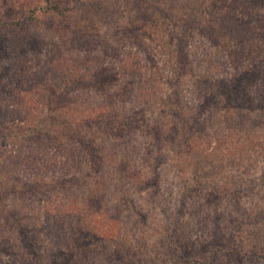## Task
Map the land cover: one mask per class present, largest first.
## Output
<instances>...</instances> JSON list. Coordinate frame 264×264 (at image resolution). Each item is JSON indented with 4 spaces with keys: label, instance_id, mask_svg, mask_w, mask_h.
Wrapping results in <instances>:
<instances>
[{
    "label": "trees",
    "instance_id": "16d2710c",
    "mask_svg": "<svg viewBox=\"0 0 264 264\" xmlns=\"http://www.w3.org/2000/svg\"><path fill=\"white\" fill-rule=\"evenodd\" d=\"M54 1L20 0L19 4L3 7L6 16L21 14L17 19H0L1 32L24 30L29 20L42 17L38 20L39 33L28 34L17 44L29 48V57L28 52L19 53L21 49L15 47L10 66L0 68V142L8 145L0 146V264H140L136 257L139 247L134 246L140 238H135V233L147 216L141 207L136 208L134 199L126 197L130 193L126 188L132 178L137 188L156 185L158 178L140 179V173L132 172L125 175L127 161L117 162L118 156L127 155L129 147H135L132 140L138 139L144 150L142 157L149 155L147 160L155 167L162 164V148L168 142L179 158V153L185 152L189 157L196 154L210 159L214 146L230 136L219 139L207 132L212 128L206 124L217 121L229 128L223 115L234 116L231 100L243 99L246 92L256 90L258 99H264V55L250 48L247 55L252 65L226 80L218 74L224 67L215 70L212 65L201 76L187 78L193 73L190 60L195 59L199 48L207 54L209 41L217 48L237 37L239 46L251 39L264 48V0H211L207 8L196 3L188 6L179 24L178 19L165 17L160 9L158 13L165 22L151 23L150 37L136 25L145 9L149 11L147 18H151V12L156 15L155 8H146L151 5L149 0H133L129 9L135 21L130 17L120 23L115 19L118 13L114 6L109 10L98 2ZM239 6L247 12L246 19L236 15ZM124 9H119L120 15H125ZM25 12L36 19L27 18ZM75 17H80L79 21L70 23ZM89 24L100 32L88 31ZM178 30L179 68L154 67L148 76L150 88L146 89L141 83L144 75L139 74L141 66L131 62L135 56L126 54L124 59L130 61L119 60L126 53L121 49L124 39L131 37L139 43V49L133 51L136 54L146 52L140 34L158 41ZM195 30L208 42L201 45L196 40L184 47ZM41 45L46 46L45 59L52 57L57 67L49 60L43 69ZM243 52L244 48H238L235 57ZM150 54L149 62L154 64L155 57ZM124 69L133 78L139 76V81L125 80L120 73ZM171 70L173 76L168 75ZM182 89L191 95V103L180 94ZM150 110L155 113L146 119L144 112ZM263 121L257 122L262 125ZM258 135L256 140L262 137ZM239 152H247L252 164L264 165V156L261 161L257 159L262 156L258 152L249 150L254 157L247 150ZM187 160L182 166L195 158ZM213 194L210 191L207 197ZM196 211L192 212L198 216ZM261 218L252 213L240 215L234 219L236 229L231 236L228 233L215 238L209 233L210 242H196L199 251L207 250L212 242V247L219 243L217 252L198 262L212 263L225 253L231 263L241 259L250 264L264 258V229H257ZM245 224L253 230L243 235ZM175 236L173 254L179 252L176 258L183 262V257L190 255L185 254L186 237ZM227 245L230 249H225ZM189 264H194V258Z\"/></svg>",
    "mask_w": 264,
    "mask_h": 264
},
{
    "label": "rangeland",
    "instance_id": "374dc122",
    "mask_svg": "<svg viewBox=\"0 0 264 264\" xmlns=\"http://www.w3.org/2000/svg\"><path fill=\"white\" fill-rule=\"evenodd\" d=\"M55 1L62 4L66 0ZM81 1L87 3L98 2V4H101L109 10L110 8H113V6L116 7L115 10L118 15L115 19L118 23L121 21H127V18L130 17H132V20L134 21L136 19V17H133V12L129 9L133 0H127L129 4H126L122 0ZM19 3L20 0H0V19H3L6 22H12L17 19L21 14L13 12L12 15L7 14L6 16L3 7L6 5L14 6ZM148 3L151 5L145 4L146 8H150V6L152 9L155 8L156 15H153L151 12V18H147L146 15L149 11L145 9L143 11L144 17H140L139 20L137 18L138 24L136 25L137 27H140H138L139 29L146 31L143 33H147V37H150L151 33L148 29L151 23H156L160 20L165 22L160 18V14L158 13L160 9L166 15L165 17L171 18L174 16L178 19L179 24L181 21L179 18L184 15V13L185 15L187 14L189 10L188 6L198 3L199 5H202V7L205 6L207 8L210 6L211 0H149ZM121 7L122 9L125 8V15L119 14V9ZM25 13L27 18L36 19L35 15L27 12ZM235 13L241 18H247V15L245 14L247 12L241 9L240 6ZM76 18L77 17L73 20H69V22H78L80 17H78L77 20ZM38 20H42V17H37V20L33 21L29 20L27 25H25L24 30H3L0 32V49L2 48V53L0 54V68L4 65H7L8 67L10 66V58L12 57L10 54L14 51L15 47L21 49L19 53L26 54V52H28V47H23V44L17 46V44L28 34L34 35V33H39ZM213 21L216 22V20H212L211 23H213ZM65 28L69 29L67 25H65ZM88 29L90 32H100L99 28H91L90 24ZM197 33V30H195L190 34L191 37L186 39L184 47L194 43L196 40H198L201 45L208 42L207 37L200 36ZM142 34H140V37L138 38L140 40L142 39L143 44L147 46L146 52H137L135 54L133 51L139 49V43L132 40L131 37H127L124 39L123 46H121V49L126 53H122L119 60L130 61L128 58L124 59L126 54L127 56H135L136 60H132L131 62L141 66L139 74L140 76L144 75L141 78V83H143L144 87L148 89L150 88L148 76L154 67L162 69L166 65V70L173 67L179 68L180 44L177 42V38L180 36L181 32L180 30L172 31L168 38L158 41H149L148 38H144L145 36H142ZM135 37L136 34L133 35V39ZM170 37L174 38L170 39ZM55 38L56 36H52L53 40H55ZM76 41L79 42L78 40ZM219 41L221 43V40ZM207 46V54L203 53L202 49L199 48L195 52V59L193 60L192 57L189 58V60L192 58L189 66L193 73L186 75L187 78L192 77V79H195L198 76H201L203 72L210 71V65L214 66L215 70L216 67H224L219 68L220 70L218 72L223 80L233 78L239 69H249L250 65H252V59L247 55L250 54V48L252 50L254 49L257 54L264 55V48L258 47L257 42L251 39L246 40L242 46H239L237 37L230 38L225 43V46L220 44V46L214 48L210 41L207 43ZM40 47H44L40 50L41 56L43 57V69L47 67L49 60H51L49 61L51 66L57 67V63H55L56 60L52 57L48 60L45 59L44 52L47 51L45 49L46 46L41 45ZM238 48H244V52L238 57H235L234 52L237 51ZM97 51L101 52L102 48H98ZM29 53L30 52L26 54L27 57H29ZM148 54L155 57L156 64H150ZM14 59L15 57L13 58L12 63L15 62ZM109 60L111 62L115 61L112 57L109 58ZM246 61L250 62L245 64ZM225 63L227 64L225 65ZM172 72L174 71L171 70L168 72V75L173 76ZM28 73L29 71L25 72V74ZM120 73L123 75V78L125 80L128 79V81H133L132 79H135V82H137L140 79L139 76H134L133 78L127 71H125V69ZM194 92H197L196 88L194 89ZM73 94L77 93L73 92ZM180 94L187 99L188 103H191L189 101L191 95H189L186 90H180ZM257 94L256 90L249 91L244 93V96L242 97L243 99L239 98V100H236L237 98H235L233 101L231 100L233 111L236 110L237 113L235 111L234 116L231 117L223 115L225 116V122L230 123L229 128H227L224 123H219L216 120L214 123L208 122L206 124V127L211 125L212 128V130H208L207 132L213 133V135L219 137V139L230 136L229 138L226 137V139L223 140V142H220L217 146H214L215 148L211 152L210 159H207L206 156L202 158L196 154L195 156L191 155L192 157H189L186 156L189 154L184 151V153L181 152L183 154L179 153L181 156L179 158L176 154L177 150L173 147L171 142H168L166 143V146H163L162 148V164H158L155 167L153 161L147 160L149 155L142 157L144 155V150H141L143 147H141L142 145L139 146V143L141 142L138 139L136 141L132 140L135 147H129L127 155L121 158L122 155L119 154L117 162L124 159L127 161L125 167L128 169V172H125V175H129L132 172L140 173V179H143L144 177H153L154 175L158 178V183L156 185L150 187L139 186L138 188L132 178L128 180V186L126 188V190L130 191V193L126 194V197L134 199L136 204H138L136 205V208L139 209V207H141L143 214L147 216V219L142 223V227H139L138 225L136 228L137 232L135 233V238H140L134 243V246H137V248L139 247L138 250H136V257L141 262L140 264H189L192 262L193 258L194 264H200L197 259L203 258L204 260L205 256L210 255L215 250V252H217L218 248L216 246H218L219 243L214 246L216 248L212 247L214 245L212 242L207 250L199 251L196 246L198 243L196 244V242L209 241V233L213 234L212 237L215 238L228 233L229 236H231L230 233L236 229L234 227V219L240 215L252 213L257 217H263L261 218L262 222L257 225V229H264V165L260 166L257 163L252 164L249 159L251 157L248 156L247 152H239V150H247L248 152L250 150L255 153L258 152V155H262L257 158L258 161H261L264 156V124L260 125L257 122L259 119L264 120V99L259 100L256 96ZM224 99L226 98L224 97ZM197 105L198 104H196V106ZM194 109L192 110V113L195 112ZM151 111L153 110L146 113L144 112L146 119L151 116V113H155ZM74 121L77 122L78 120L75 119ZM93 122L97 123L98 121L96 118H93ZM93 127L97 132V125H94ZM257 135L262 136L261 138H257L260 143L255 139ZM236 137H239V139ZM0 146L8 148L7 142L5 141L2 143L0 142ZM129 146H131V144H129ZM121 151L119 149L120 153ZM253 152L249 153H252L254 157L255 155ZM189 158H195V161L187 162L182 166L181 163H183V161H189L187 160ZM197 167L199 169H195ZM210 191H214V194L209 198L207 197V194H209ZM192 211H196L200 214L196 216ZM133 216H137V214L133 213ZM198 217H200V222L198 221ZM248 230L251 231L253 228L245 224L242 228L243 235H246ZM177 233L182 239L186 237L185 242L188 249L185 254H190L188 257H183V262L176 258L180 257L178 255L180 254L179 252H176L175 256L173 254L175 244L172 240L176 243L177 236L175 235ZM247 239L248 238H244L245 241H247ZM225 249H230V246L227 245ZM225 255L227 254L225 253ZM225 255L222 256L221 259L218 258L215 262L211 263L210 261L207 264H249L247 260L241 259L235 260L231 263ZM262 259L264 258H258L256 261L252 260L253 262L250 264H264V260ZM111 264H115V262H111Z\"/></svg>",
    "mask_w": 264,
    "mask_h": 264
}]
</instances>
